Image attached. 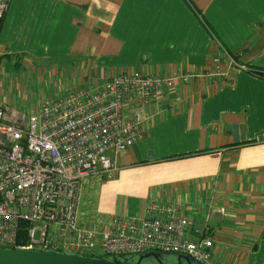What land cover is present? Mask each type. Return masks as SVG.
Returning <instances> with one entry per match:
<instances>
[{"label": "crops", "instance_id": "1", "mask_svg": "<svg viewBox=\"0 0 264 264\" xmlns=\"http://www.w3.org/2000/svg\"><path fill=\"white\" fill-rule=\"evenodd\" d=\"M2 60L69 76L64 92L121 72L191 74L141 107L142 137L112 175L85 178L81 216L105 225L162 202L188 218V239L213 237L221 264H264V0H9ZM13 90L0 76V103Z\"/></svg>", "mask_w": 264, "mask_h": 264}, {"label": "built area", "instance_id": "2", "mask_svg": "<svg viewBox=\"0 0 264 264\" xmlns=\"http://www.w3.org/2000/svg\"><path fill=\"white\" fill-rule=\"evenodd\" d=\"M8 5L0 0V24ZM226 53L230 63L246 68ZM213 75L226 72L216 65ZM191 76L121 72L100 86L69 88L32 112L0 103V247H49L89 256L153 250L221 264L213 237L188 239V218L162 202H148L144 216H112L105 225L83 218L79 210L85 178L112 175L115 156L142 137L141 107ZM129 108L134 109L127 113ZM23 221L30 223L27 245L18 244Z\"/></svg>", "mask_w": 264, "mask_h": 264}, {"label": "water", "instance_id": "3", "mask_svg": "<svg viewBox=\"0 0 264 264\" xmlns=\"http://www.w3.org/2000/svg\"><path fill=\"white\" fill-rule=\"evenodd\" d=\"M167 252L147 251L134 254L130 261L121 255L89 256L75 252L58 251L52 248H12L0 247V264H167L163 257ZM177 262L199 264L188 254L174 253Z\"/></svg>", "mask_w": 264, "mask_h": 264}, {"label": "rangeland", "instance_id": "4", "mask_svg": "<svg viewBox=\"0 0 264 264\" xmlns=\"http://www.w3.org/2000/svg\"><path fill=\"white\" fill-rule=\"evenodd\" d=\"M52 60L45 61L43 64L46 68L53 67ZM41 64V63H39ZM58 65V64H57ZM3 67L5 68L3 71ZM5 76L10 80L11 89L9 92L11 98V108L19 111L32 112L38 108V104L45 100L56 98L59 94L64 93V87L71 83L69 76L65 80H58L50 77L51 74L36 71L34 67L24 65H12L10 61L2 60L0 64V76Z\"/></svg>", "mask_w": 264, "mask_h": 264}, {"label": "trees", "instance_id": "5", "mask_svg": "<svg viewBox=\"0 0 264 264\" xmlns=\"http://www.w3.org/2000/svg\"><path fill=\"white\" fill-rule=\"evenodd\" d=\"M30 227V223L28 222H21L20 230H19V237H18V244L19 245H27L28 238H27V231ZM104 256H110V255H104ZM121 256L128 257L130 261H134L136 259V255L134 254H123Z\"/></svg>", "mask_w": 264, "mask_h": 264}, {"label": "flooded vegetation", "instance_id": "6", "mask_svg": "<svg viewBox=\"0 0 264 264\" xmlns=\"http://www.w3.org/2000/svg\"><path fill=\"white\" fill-rule=\"evenodd\" d=\"M163 257L165 258L167 264H179V261L177 262L173 252H167V254H165ZM182 264H192V263L183 261Z\"/></svg>", "mask_w": 264, "mask_h": 264}]
</instances>
